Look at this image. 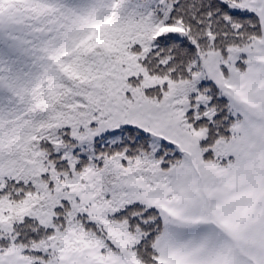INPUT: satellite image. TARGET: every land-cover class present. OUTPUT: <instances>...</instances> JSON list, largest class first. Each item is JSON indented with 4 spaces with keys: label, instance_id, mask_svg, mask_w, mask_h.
I'll return each instance as SVG.
<instances>
[{
    "label": "snow or ice",
    "instance_id": "snow-or-ice-1",
    "mask_svg": "<svg viewBox=\"0 0 264 264\" xmlns=\"http://www.w3.org/2000/svg\"><path fill=\"white\" fill-rule=\"evenodd\" d=\"M0 264H264V0H0Z\"/></svg>",
    "mask_w": 264,
    "mask_h": 264
}]
</instances>
